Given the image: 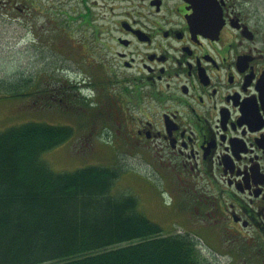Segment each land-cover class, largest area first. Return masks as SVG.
Returning <instances> with one entry per match:
<instances>
[{
  "label": "flooded vegetation",
  "instance_id": "1",
  "mask_svg": "<svg viewBox=\"0 0 264 264\" xmlns=\"http://www.w3.org/2000/svg\"><path fill=\"white\" fill-rule=\"evenodd\" d=\"M258 1L91 0L102 25L86 55L89 83L110 98V117L101 110L94 125L114 131L116 154H136L141 167L160 171L175 198H184L176 209L188 236L198 248L216 242L230 264H264ZM7 6L26 8L0 0V8ZM77 83L54 88L59 106L74 101L68 90ZM88 103L100 106L97 99Z\"/></svg>",
  "mask_w": 264,
  "mask_h": 264
},
{
  "label": "trees",
  "instance_id": "2",
  "mask_svg": "<svg viewBox=\"0 0 264 264\" xmlns=\"http://www.w3.org/2000/svg\"><path fill=\"white\" fill-rule=\"evenodd\" d=\"M11 77L0 78V98L44 97L30 77ZM73 133L46 121L0 130V264H211L194 237L162 234L135 194L112 191L120 173L105 165L56 172L42 160Z\"/></svg>",
  "mask_w": 264,
  "mask_h": 264
},
{
  "label": "rangeland",
  "instance_id": "3",
  "mask_svg": "<svg viewBox=\"0 0 264 264\" xmlns=\"http://www.w3.org/2000/svg\"><path fill=\"white\" fill-rule=\"evenodd\" d=\"M9 2L26 8L23 11L8 6L0 8V78L26 75L35 81L32 90L38 87L34 92L37 93L43 86L46 93L44 97L33 93L32 96L22 98L2 96L0 130L23 121L71 125L74 136L41 153L42 160L54 171L68 172L89 165H105L120 173L112 191L135 194L142 213L160 225L162 234L191 233L187 229L189 224L186 218L180 216V211L176 209L177 205L183 206L184 198H175L174 190L169 189L160 171L141 167V160L136 154L131 155L125 151L116 154L111 137L114 131L94 125L100 122L98 117L102 111V114L105 113L104 118L110 117V112H107L110 98L100 97L89 83L90 66L86 57L94 39L101 37L99 32L102 19L99 15L102 10L94 7L91 0ZM256 4L262 9L264 17V0ZM75 81L79 82L75 86L76 92L81 95L76 94L73 98L77 102H69L64 109L54 100L61 95L54 88ZM64 87L68 88L67 85ZM68 92L72 95L70 90ZM77 96L87 100V104L80 103L81 98ZM89 99H97L100 106L88 103ZM122 165L135 169L121 172L118 168ZM204 247L200 245L202 258L199 259H205L211 264H230L223 247L216 242L211 240V244Z\"/></svg>",
  "mask_w": 264,
  "mask_h": 264
},
{
  "label": "water",
  "instance_id": "4",
  "mask_svg": "<svg viewBox=\"0 0 264 264\" xmlns=\"http://www.w3.org/2000/svg\"><path fill=\"white\" fill-rule=\"evenodd\" d=\"M220 15V14H219Z\"/></svg>",
  "mask_w": 264,
  "mask_h": 264
}]
</instances>
